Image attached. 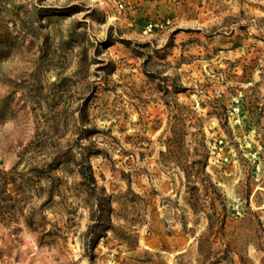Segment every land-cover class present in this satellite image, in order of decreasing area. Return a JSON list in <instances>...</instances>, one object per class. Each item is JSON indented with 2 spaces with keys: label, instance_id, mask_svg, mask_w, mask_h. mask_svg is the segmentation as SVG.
I'll list each match as a JSON object with an SVG mask.
<instances>
[{
  "label": "rangeland",
  "instance_id": "374dc122",
  "mask_svg": "<svg viewBox=\"0 0 264 264\" xmlns=\"http://www.w3.org/2000/svg\"><path fill=\"white\" fill-rule=\"evenodd\" d=\"M0 171V264H264V0H0Z\"/></svg>",
  "mask_w": 264,
  "mask_h": 264
},
{
  "label": "trees",
  "instance_id": "16d2710c",
  "mask_svg": "<svg viewBox=\"0 0 264 264\" xmlns=\"http://www.w3.org/2000/svg\"><path fill=\"white\" fill-rule=\"evenodd\" d=\"M199 164H200L199 161L198 162H194V167L198 166ZM192 172H194V169L193 168H192V171L191 172H186L185 171V175H186L187 179H190L193 176H195L198 179L199 178L198 175H196V174H194ZM9 173H11V172H3V171H0V174H3L4 176H6ZM90 179L93 180V177L90 176ZM208 185L212 186V188H213V185L210 182L208 183Z\"/></svg>",
  "mask_w": 264,
  "mask_h": 264
}]
</instances>
